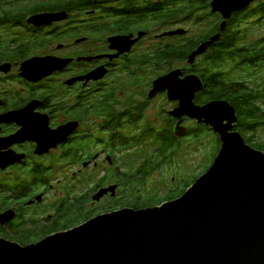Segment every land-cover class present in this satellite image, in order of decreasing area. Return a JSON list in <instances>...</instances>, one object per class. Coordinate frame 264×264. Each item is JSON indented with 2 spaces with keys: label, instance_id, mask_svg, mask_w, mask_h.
I'll list each match as a JSON object with an SVG mask.
<instances>
[{
  "label": "flooded vegetation",
  "instance_id": "1",
  "mask_svg": "<svg viewBox=\"0 0 264 264\" xmlns=\"http://www.w3.org/2000/svg\"><path fill=\"white\" fill-rule=\"evenodd\" d=\"M168 1L175 14L165 20V0H0V157L15 160L7 168L0 165V217L9 211L15 213L9 222L0 219V239L29 246L102 215L169 202L172 192L191 185L196 177L173 178L171 194L163 197H145L142 187L155 171L175 162L180 143L197 138L198 127L211 129L220 147L213 156V166L221 149L220 137L213 129L185 118L181 127L187 133L177 137L179 120L170 113L179 103L169 101L167 93L149 97L159 77L176 70L184 72L183 78L194 74L186 66H191L189 58L181 64L185 67L179 63L181 68L156 76L147 90L138 97L132 95V89L140 90L153 69L148 65L133 67L131 58L147 57L150 48L167 41L177 45L188 35L189 31L182 29L186 34L165 36L181 30L177 26L187 22L179 18L180 2L196 0ZM198 1L202 6L190 22L196 24L198 15L205 13L208 21L222 25L223 16L212 13L214 0ZM153 6H160L161 16L149 18ZM238 14L242 36L255 34L257 41H264V0H255L232 19ZM154 26L162 33L154 35L153 44L148 45ZM118 38H131L134 44L130 51L121 53L127 46L110 42ZM33 59H53L57 65L44 76L27 75L24 67ZM62 61L69 63L62 65ZM100 68L106 71L103 79L79 80ZM260 68L250 77L251 71L243 67L240 78L254 89L253 102L264 116V61ZM159 98H166L171 107L162 116L167 117L166 128L148 116L150 105ZM70 123L77 124L75 132L50 151L22 137L24 130L31 131L34 126L52 135ZM171 130L176 139L168 138L172 148L166 150ZM54 166L65 172L56 185ZM56 187L62 195L51 202ZM6 197L10 205L3 204Z\"/></svg>",
  "mask_w": 264,
  "mask_h": 264
},
{
  "label": "water",
  "instance_id": "2",
  "mask_svg": "<svg viewBox=\"0 0 264 264\" xmlns=\"http://www.w3.org/2000/svg\"><path fill=\"white\" fill-rule=\"evenodd\" d=\"M254 1L214 0L212 13L224 18L221 33L234 14ZM185 33L181 29L165 36ZM220 37L218 34L201 44L190 55L189 64L194 65ZM110 42L126 45L121 53L134 44L131 38ZM56 65L53 59H33L24 71L44 76ZM105 76V69L100 68L79 80L98 81ZM183 76L182 70H176L159 77L149 97L167 93L169 101L179 103L170 113L179 120L177 137L187 133L181 127L185 118L212 128L220 137L221 149L209 171L180 198L157 207L102 215L29 246L0 239V264H264V153L252 148L235 130L239 118L231 103L197 105L204 81L197 74ZM76 125L70 123L52 135L34 126L31 131L24 130L22 137L49 150L68 139ZM13 141L16 139L10 143ZM1 163L7 168L15 160L0 157ZM14 215L9 211L0 219L6 223Z\"/></svg>",
  "mask_w": 264,
  "mask_h": 264
},
{
  "label": "trees",
  "instance_id": "3",
  "mask_svg": "<svg viewBox=\"0 0 264 264\" xmlns=\"http://www.w3.org/2000/svg\"><path fill=\"white\" fill-rule=\"evenodd\" d=\"M168 2V0H165V9L163 12L165 20L175 14L168 7ZM180 3L178 14L181 22L183 20L189 22L191 20L190 18L195 17L196 13L200 11V5L202 6V3L198 0L195 3ZM159 9L160 6H153L149 10V18L161 16L162 12ZM197 20L196 25L200 26L203 21H201V18H197ZM150 23L152 22L150 21ZM240 23V15L238 14L228 22L225 31L221 33V25L215 24L214 21H207L204 26L207 27L206 32L202 36L193 38L192 40L181 39V42L177 45L169 43L160 44V46H155V49L150 48V53L147 57H134L131 58L130 62L133 67L148 65L147 67L153 69L148 74H155V77L160 76L165 74L164 69L171 71L177 68L179 63L186 64L189 55L201 44L210 40L215 34H221L220 39L214 42L204 55L197 58L194 65L188 66L186 64L188 71L200 76L205 84V90L198 96L197 104H209L215 101H227L231 103L237 109L239 118L236 130L245 134L244 138L247 144L264 153V140H254V133L258 132L257 129L264 128L263 112L253 102L255 97L252 98L251 92L254 89L248 83H242V78H240L244 71L243 67H245V70L248 69L251 71L250 77L257 69H261L260 67H262L264 61V41H247L249 35H246L247 37L242 36L243 29ZM246 30L250 31L251 28L247 27ZM205 132L213 133L211 129L198 127L197 137L201 139V134ZM168 138L171 141L176 139L172 130L169 136H166V150L172 148V146H169ZM219 148L216 147L217 150ZM209 169L202 175L196 177L191 185L178 187L176 191L172 192V194L170 193L172 195L171 198H169V195L167 196L169 201L176 200L184 195ZM157 197L152 198L151 201L155 203L157 201L155 199H158ZM167 197H164L163 200L165 201ZM9 201L10 199L6 197L3 204L10 205Z\"/></svg>",
  "mask_w": 264,
  "mask_h": 264
},
{
  "label": "rangeland",
  "instance_id": "4",
  "mask_svg": "<svg viewBox=\"0 0 264 264\" xmlns=\"http://www.w3.org/2000/svg\"><path fill=\"white\" fill-rule=\"evenodd\" d=\"M199 17L205 18V20L203 21L202 24H200V26L193 24V22L190 21L186 22L183 25L177 26L178 28L186 29L189 31L186 39H193L202 36L206 32L207 27L204 26L206 22L210 19L208 18V16H206L205 13H200L198 15V18ZM151 31L152 34H151V38L148 39L149 40L147 43L148 45L153 44L151 40L154 39L153 38L154 35L156 34L159 35L162 33V30L160 28L158 29V27L156 26H154V28ZM257 38L258 37L255 34H250L247 40L251 41V40H256ZM168 42L171 41H167L164 43H168ZM178 42H181V39ZM181 67L183 68L185 67V65H181ZM181 67H179V64L177 65V68H181ZM164 71L165 73L167 72L166 69H164ZM145 78L146 81L142 83V88L140 90L132 89V92L134 90V94H132L133 96L136 95L138 97L139 96L138 93L147 90L146 87L148 86V83L151 82L153 78H155V75L147 74ZM170 108L171 107L169 106L166 98H159L155 102H153L152 105H150V109L148 110L149 112L148 116L151 117L150 120L152 122L153 121L155 123L159 122L160 125L161 123H163L164 127L166 128L168 127L167 117L166 116L162 117V116H163V112ZM158 117L160 119H158ZM161 118H164V120H161ZM190 126L195 127L193 123H191ZM257 130L258 132L254 134L255 138L259 139L260 141L264 140V128H259ZM216 147H218V145L216 143L215 135H213V133H208V132L202 133L201 139L197 137L182 141L178 149L179 152L175 156V162L171 164H167L162 168H160L158 171H155L147 179L146 184L142 187V189H144L142 194L145 197H149L154 194H158L160 195V197H163L170 193V189L172 188L171 183L173 178L177 177V179L181 178L182 180H189L193 177H198L202 175L209 167H211L214 158L213 156L217 152ZM64 175L65 172L62 167L54 166L53 184L56 185L57 181L59 179L62 180ZM61 195H62V191L57 189L56 187L50 197V201L56 202Z\"/></svg>",
  "mask_w": 264,
  "mask_h": 264
}]
</instances>
